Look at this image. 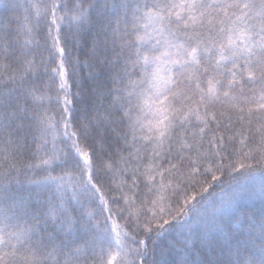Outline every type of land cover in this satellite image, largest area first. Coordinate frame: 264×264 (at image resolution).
I'll list each match as a JSON object with an SVG mask.
<instances>
[{
	"label": "snow or ice",
	"instance_id": "6c2138e0",
	"mask_svg": "<svg viewBox=\"0 0 264 264\" xmlns=\"http://www.w3.org/2000/svg\"><path fill=\"white\" fill-rule=\"evenodd\" d=\"M0 264H264V0H0Z\"/></svg>",
	"mask_w": 264,
	"mask_h": 264
}]
</instances>
